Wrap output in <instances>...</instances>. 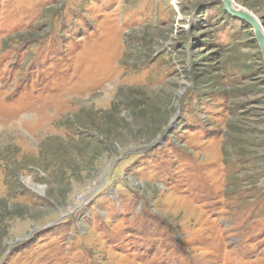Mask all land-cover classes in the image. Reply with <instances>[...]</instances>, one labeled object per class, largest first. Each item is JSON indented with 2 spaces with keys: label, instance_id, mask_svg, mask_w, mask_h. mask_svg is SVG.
Segmentation results:
<instances>
[{
  "label": "rangeland",
  "instance_id": "374dc122",
  "mask_svg": "<svg viewBox=\"0 0 264 264\" xmlns=\"http://www.w3.org/2000/svg\"><path fill=\"white\" fill-rule=\"evenodd\" d=\"M0 264H264L252 27L222 0H0Z\"/></svg>",
  "mask_w": 264,
  "mask_h": 264
},
{
  "label": "water",
  "instance_id": "95a60500",
  "mask_svg": "<svg viewBox=\"0 0 264 264\" xmlns=\"http://www.w3.org/2000/svg\"><path fill=\"white\" fill-rule=\"evenodd\" d=\"M222 3L227 14L252 27L264 61V27L261 20L254 14V12L238 5L235 0H222Z\"/></svg>",
  "mask_w": 264,
  "mask_h": 264
},
{
  "label": "trees",
  "instance_id": "16d2710c",
  "mask_svg": "<svg viewBox=\"0 0 264 264\" xmlns=\"http://www.w3.org/2000/svg\"><path fill=\"white\" fill-rule=\"evenodd\" d=\"M230 16V15H229ZM243 23V22H242ZM243 24H245V23H243Z\"/></svg>",
  "mask_w": 264,
  "mask_h": 264
}]
</instances>
